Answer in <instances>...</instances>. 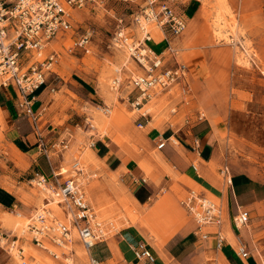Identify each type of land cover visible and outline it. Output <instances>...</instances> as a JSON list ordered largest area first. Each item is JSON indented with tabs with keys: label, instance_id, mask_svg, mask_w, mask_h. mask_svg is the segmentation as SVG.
Listing matches in <instances>:
<instances>
[{
	"label": "rangeland",
	"instance_id": "obj_1",
	"mask_svg": "<svg viewBox=\"0 0 264 264\" xmlns=\"http://www.w3.org/2000/svg\"><path fill=\"white\" fill-rule=\"evenodd\" d=\"M176 6L185 15L187 28L173 43L175 55L168 54L167 64L170 62L174 64L177 58L180 63L186 65L189 90L184 92L182 85L177 84L170 91L154 93L150 99L152 102H149L151 111L147 116L153 118L152 126L160 129L166 124L181 126L186 119L191 122L190 124L205 118L210 119L216 135L209 165L218 178L219 169L227 164L232 174L247 172L264 182V0H179ZM134 10L136 8L133 5L107 0L102 6L74 12V28L54 39L47 49V52L55 50L60 54L55 66V71L60 76L54 74L48 79L47 85L50 87L44 108L52 117L45 120L42 125L53 123L58 126L70 116L81 123L75 134L67 132L66 137H63L70 142L69 148L63 150L65 156L62 163L58 162L57 158L62 157L61 152H50L54 165H60L62 168V182L76 174L73 167L75 158L81 160V167L84 169L81 178L97 218L108 224L109 240L115 241L117 232L123 227L140 223L148 224L151 227L150 234L161 240H158V243H163L164 240L158 237L159 234L162 235L161 232L171 234L173 228L177 227L174 226L169 210L164 209L162 213L145 217L142 209L147 206L141 207L134 199V188L141 181L135 180L131 183L126 176H124L126 180H123L120 171H106L104 163L93 155L88 145L89 137L93 135L96 138L108 136L113 144L120 147L129 145L134 149L139 147L145 150L152 146L144 130L137 127L134 122L136 116L147 111V107L139 111L132 105L134 92L129 81L134 73L124 71L122 77L118 71L116 73V67L121 68L124 64L122 59L129 55L121 48L124 58H120L121 49L113 45V36L118 19L123 18L128 22ZM87 28H91L94 34L93 51L86 54L83 49L75 46V41ZM154 48L161 49L155 46ZM128 67L133 72L139 70L132 60L128 62ZM116 77L122 78V83L118 87L113 84ZM74 80L83 84L80 86L74 83ZM52 88L55 89L54 92L50 91ZM109 94L117 96V99L113 101ZM106 108L113 112L102 110ZM115 111L120 113L122 120L112 118ZM202 114L204 117L200 119ZM102 115L105 116L106 125L100 120ZM129 116L131 118H128ZM92 123L98 127L91 128ZM219 135L222 138H219ZM6 141L5 127L2 126L0 118V186L17 189V182L14 179L21 181L18 189L23 194L21 201L33 209L29 214L25 211L22 213L18 208L0 209V233L9 240L20 237L18 245L24 248L28 264H33L32 253L50 257L57 264H68L67 258L72 260V264H91L90 257L82 261L77 254V249H86L78 239L77 232L73 233V242L67 247L49 246L56 252L58 258H54L30 241L31 235L26 225L38 210L43 208L51 210L55 216L63 220H66L67 214L58 204L49 203L51 197L32 181L36 174L32 168L27 169L29 163L24 155ZM172 141L178 144L176 139L173 138ZM21 145L18 144L20 147ZM150 152L154 159L158 160L159 150L154 148ZM139 164L144 176L159 184L160 179L154 172L156 170L154 165L147 163L148 167L142 160ZM181 180L187 186L201 190V187L189 177L182 176ZM176 191L179 197L185 193L181 187H177ZM208 195L219 202L220 199L217 197L209 193ZM46 197L50 199L45 200ZM164 200L161 198L160 202ZM47 202L50 206L44 204ZM249 210L250 220L241 231L235 227L233 218L232 223L236 235L247 247L249 256H255L259 264H264V210L260 206ZM181 212L184 214L182 209ZM17 213H22L23 216ZM9 214L23 219L16 231L5 224L7 223L5 218ZM23 228L25 232L20 231ZM231 229L229 221L226 225L228 231L224 232L225 238L229 237L227 236L229 233L226 232L232 231ZM228 239L232 242L230 237ZM238 244H234L236 250ZM6 246L0 242V264H17L18 258L12 256ZM158 248L163 249L161 245ZM203 248L206 254L200 264L221 262L216 250L208 242Z\"/></svg>",
	"mask_w": 264,
	"mask_h": 264
},
{
	"label": "crops",
	"instance_id": "obj_2",
	"mask_svg": "<svg viewBox=\"0 0 264 264\" xmlns=\"http://www.w3.org/2000/svg\"><path fill=\"white\" fill-rule=\"evenodd\" d=\"M179 12L182 13L181 11ZM182 15L185 17L183 13ZM63 35L65 34H60L57 36V39ZM152 35L154 38L152 46L161 48L157 51L166 49L168 43H171L172 45L176 38H178L171 36L169 33L164 34L156 27L152 29ZM80 36L81 34H79L76 40L79 39ZM166 38L169 40H166ZM92 51L93 40L91 42L90 52L88 53H92ZM85 53L87 54V52ZM175 60L179 62L177 58H175ZM168 61L169 57L167 62ZM176 61L174 64L171 62V64L168 63L167 66H175ZM124 64L120 69H116V72L118 71L121 77L124 74V71L131 70L129 71L130 73L140 72V70L133 72L132 69L128 67V63ZM55 66L53 72L48 75V79L54 74L60 76V74L55 71ZM121 77L119 78L122 83ZM187 81L189 80L187 79ZM74 83L80 86L83 84L77 80H74ZM129 84H131V80L129 81ZM49 87L50 86L46 83V85L38 90L37 102L34 107L39 114L38 124L43 136V141L49 150L48 156L42 154L39 150L38 135L35 127L29 118L18 109L17 93L13 87H0V118L2 119V126L5 127L6 143L14 145L24 155L27 163H29L27 169L32 168L35 174L40 173L52 178L53 174L62 170V168L60 165H54L51 152H61L62 157L59 156L61 158H57L58 162L62 163L63 157L65 156L63 150L69 148L70 142L66 141L67 139L63 137H66L67 132L75 134L81 123L73 118V116H70L69 118L64 119L63 124L58 126L53 123L46 126L44 125L45 127L42 125L45 120L52 117V115L47 112L48 110L44 108V101L48 98ZM52 89H50V91ZM132 92H134L133 102H135L139 96V91L135 90L133 87ZM128 98L131 102V97H129V95ZM149 102L150 99L147 100V102L143 101V104ZM143 106L144 105H141L139 107ZM106 109L112 112L111 109ZM173 112H176V110H173ZM148 113L149 112H144L136 116L134 122L137 127L141 128L142 126L148 140L152 144L150 148L144 150L138 147L137 149H134L129 145L120 147L117 144H113L108 136L105 138H96L93 137V135L89 137L90 143L88 145L91 150L93 149L92 151L97 155L96 157L104 163V169L106 171H120L123 180L124 176H126L131 183L135 180L141 181L140 184L134 188V199L141 207L147 206L142 209L145 217H149V215L153 216L160 212L162 213V211L166 209L169 210L168 213L172 215L174 226L179 228L176 227L177 229L175 228V230L173 228V234H164V232H161L162 235L159 234L158 237L164 240V242L158 243L159 239L150 234L151 227L148 226V224H130L117 232L115 241L107 238L103 241L97 242L92 248L88 249L90 252L91 264H94L95 262L96 264H200L204 261V255L206 254L203 248L206 242L216 250L220 260L226 261L227 264H259L255 256L242 258L238 254L234 244L229 241L228 237H226L219 246L216 236L213 233L216 230L214 227L205 228L204 231L208 232L209 236L207 239L202 238L198 231L197 224L182 206L181 202L191 190H195L208 197V193L217 197L220 199L219 204L224 213V223L221 227L223 235L227 222L229 221L232 226V232L237 234L232 223V218L237 213L238 209L249 210V208H257L260 206L264 210V182L258 180V178L247 172L232 174L230 167L227 164H224L219 169L218 173L220 178H218L209 165L214 152L213 147L216 135L210 119L205 118L204 120L197 121L193 124H190L191 122L186 119L181 126L175 127L172 124H166L163 129H160L156 126H149V124L152 123L153 118L150 119L149 116H147ZM67 115L69 116V113ZM214 123L216 124L217 120H215ZM91 125L90 127L94 128ZM173 138L176 139L178 144H175L172 141ZM162 141L165 142V146L160 149L158 145ZM92 142H95L94 146L90 145ZM18 144L24 146L22 147L21 145V148ZM58 146L61 147L58 149ZM154 148H157L160 152L158 160H155L150 152ZM141 160L154 165L156 169L154 172L158 174V179H160L159 184L144 176V172L141 170L139 164ZM76 161H79L81 164L80 159H75L74 163ZM225 166L229 167L232 176L231 184L227 182L226 175L223 172ZM77 174L78 173L73 176H78L82 179L81 177L83 174ZM182 176L190 177L196 185L201 187V190H196L187 186L181 180ZM59 179L62 180V177L60 176ZM14 180L17 182V189L0 186V209L18 208L22 213L27 212V214H29L33 208L28 207L21 201L23 194L18 190L21 181L18 179ZM177 187H181L185 190V193H181L182 196L180 197L178 191H176ZM161 198L165 200L160 202ZM46 199L50 198L46 197L45 200ZM48 204L49 203L47 202L46 205ZM91 206L93 207L92 203ZM181 209L185 215L181 212ZM183 217H187L188 220L186 218H184L186 219L184 220ZM181 220L183 221L181 222ZM161 229L162 228H160V230ZM241 229L238 230L241 231ZM168 231L170 232L171 229L168 228ZM141 244H144L152 251L155 257L154 261L137 258L135 250ZM46 245L48 248L49 246H54L49 240L46 242ZM159 245H161L163 249H159ZM43 250H46L52 255L47 249ZM49 250L51 249L49 248ZM53 257L58 258L55 256Z\"/></svg>",
	"mask_w": 264,
	"mask_h": 264
},
{
	"label": "built area",
	"instance_id": "obj_3",
	"mask_svg": "<svg viewBox=\"0 0 264 264\" xmlns=\"http://www.w3.org/2000/svg\"><path fill=\"white\" fill-rule=\"evenodd\" d=\"M107 0H0V87H13L17 93V107L26 115L36 129L38 147L42 154L49 155L47 145L43 141L39 128V114L35 110L37 92L48 80L58 63L60 54L54 50L47 52L49 44L60 34H66L74 28L73 14L76 10L96 8ZM133 5L136 10L125 22L118 19V26L113 36V45L123 48L138 66L140 72L131 76V84L139 91L133 103L139 107L143 101L151 99L156 92L170 91L175 85L181 84L184 92H188L187 67L176 61L173 67L167 66L168 54L175 55L171 43L166 49L157 51L152 43V28L156 27L164 34L180 36L187 27L185 17L176 7L179 0H117ZM94 32L91 28L84 29L75 41L77 48L90 52ZM166 40H169L166 38ZM114 86L121 85V79L113 80ZM55 90L54 88L52 89ZM109 112L108 109H105ZM204 115L200 116L203 119ZM95 145V142L90 144ZM165 146L162 141L158 147ZM59 149V148H58ZM78 174L84 169L79 161L73 164ZM229 184L232 176L228 166L223 170ZM62 170L53 174L52 178L36 173L32 180L47 193L51 199L67 214L66 220L59 219L48 209L38 210L28 223L31 241L39 248L47 249L53 256L56 252L49 250V240L56 247H67L73 241V233L77 232L85 248H92L97 242L108 238V224L99 220L88 199L85 183L78 176H72L63 182L59 179ZM182 206L197 224L202 238L207 239L208 232L204 229L214 227L213 232L219 246L225 240L222 233L224 213L219 202L195 190L182 200ZM250 220V211L238 209L233 216L236 228L241 229ZM19 238L9 240L0 233V242L7 245L6 249L18 258L17 264H28L25 250L18 245ZM237 252L242 258H248L247 247L239 237ZM135 254L139 259L154 261L152 251L141 244ZM96 264V262L94 263Z\"/></svg>",
	"mask_w": 264,
	"mask_h": 264
},
{
	"label": "bare ground",
	"instance_id": "obj_4",
	"mask_svg": "<svg viewBox=\"0 0 264 264\" xmlns=\"http://www.w3.org/2000/svg\"><path fill=\"white\" fill-rule=\"evenodd\" d=\"M155 35V34H154ZM173 45V44H172ZM246 48V47H245ZM244 48V49H245ZM121 49V48H120ZM123 51H122V49L120 50V53H121V56L122 57H120V58H124V56H123V53H122ZM119 53V52H118ZM245 53V52H244ZM120 55V54H119ZM246 55V54H245ZM127 57V56H126ZM125 57V59H122V60H124L123 62L124 63H128L129 61H130V59H129V57H127L126 58ZM121 61V60H120ZM119 61V63H121ZM121 65V64H120ZM125 65V64H124ZM122 67H123V64H122ZM114 69V68H113ZM116 69L118 70V69H120V67H116ZM115 70V69H114ZM129 71H131V70H129ZM127 72V71H126ZM117 73V72H116ZM110 95V98L111 99H113V101H114V99H117V96H113L112 94H109ZM115 95V94H114ZM147 102V101H146ZM152 102V101H151ZM150 102V103H151ZM142 105H144L143 107H136V110H139V111H141V110H143L145 107H147V111L145 112V113H147V112H150L151 111V106H149V103H144V104H142ZM118 106V105H117ZM120 108V107H119ZM103 111L105 110V109H102ZM112 112H113V110H111ZM138 111V112H139ZM125 112V111H124ZM96 115V114H95ZM98 115V114H97ZM105 115V114H104ZM133 115V114H132ZM100 116V115H99ZM105 118V116L103 117V115L101 116V121H102V123H107V121H106V119H104ZM112 118L113 119H120V120H122V118H121V116H120V113L118 112V111H115L114 113H113V116H112ZM128 118H131V116H129ZM111 119V118H110ZM95 121V120H94ZM93 121V122H94ZM98 122V121H97ZM96 123V122H95ZM95 123H92V127H96L97 126V124H95ZM101 124V123H100ZM106 125V124H105ZM111 125V124H110ZM136 125V124H135ZM152 125H154V124H152V123H150L149 124V126H152ZM112 126V125H111ZM98 127V126H97ZM141 128H142V126H141ZM102 132V131H101ZM103 132H104V130H103ZM221 134V133H220ZM106 135V134H105ZM220 136V135H219ZM73 137V136H72ZM219 138H222L221 136L219 137ZM74 139V138H73ZM81 139V138H80ZM225 139V138H224ZM69 140H70V138H69ZM123 140V139H122ZM67 141V140H66ZM69 142V141H68ZM77 142H79V141H77ZM224 142V141H223ZM124 143V142H123ZM79 144V143H78ZM122 144V143H121ZM75 147V146H74ZM79 147V146H78ZM123 147V146H122ZM82 148V147H81ZM85 148V147H84ZM93 150V149H92ZM88 152V151H87ZM93 152V151H92ZM85 154V153H84ZM84 154H82V155H84ZM89 154V153H88ZM158 154V153H157ZM160 154V153H159ZM76 155V154H75ZM75 155H73V156H75ZM78 155V154H77ZM93 155H96V154H93ZM86 156V155H85ZM92 156V155H91ZM97 156V155H96ZM52 157V156H51ZM77 157V156H76ZM83 158H84V156H83ZM90 158V157H89ZM97 158V157H96ZM76 159V158H75ZM82 159V158H81ZM86 160H87V158H86ZM91 160H93V158L91 159ZM97 160V159H96ZM145 160V159H144ZM143 160V161H144ZM100 161V160H99ZM85 162V161H84ZM83 162V163H84ZM145 162V161H144ZM70 163V162H69ZM90 163V162H89ZM92 163V162H91ZM160 163V162H159ZM95 164V163H94ZM93 164V165H94ZM168 164V163H167ZM86 165V164H85ZM97 165H99V163L97 164ZM146 165H147V161H146ZM89 166V165H88ZM148 166V165H147ZM83 167V166H82ZM87 167V166H86ZM146 167V166H145ZM149 167V166H148ZM163 167V166H162ZM166 167V166H165ZM171 167V166H170ZM87 168H89V167H87ZM87 168H85V170L87 169ZM100 168V167H99ZM147 168V167H146ZM198 168V167H197ZM92 169V168H91ZM90 169V170H91ZM101 170V169H100ZM174 170V169H173ZM88 171V170H87ZM102 171V170H101ZM145 171V170H144ZM148 171V170H147ZM149 171H150V168H149ZM170 173V172H169ZM198 173V172H197ZM116 174V173H115ZM172 175V174H171ZM161 176V175H160ZM187 177V176H186ZM190 178V177H189ZM185 180V179H184ZM187 180H189V179H187ZM187 182V181H186ZM13 188V187H12ZM43 191V190H42ZM44 192V191H43ZM45 193V192H44ZM40 201V200H39ZM36 202H37V200H36ZM49 203L50 204H57V200H53V199H51L50 201H49ZM45 205H46V203H44ZM50 204H49V206H50ZM17 215H19V216H23V214L22 213H17ZM185 218V217H184ZM183 218V219H184ZM22 217L21 218H17V217H14V215H12V214H9L6 218H5V221L7 222V223H5V224H7L8 226L7 227H10V228H12V229H14L15 231L21 226V224H22ZM184 220H186V219H184ZM183 220H181V222H182ZM127 222V221H126ZM180 222V223H181ZM27 227H28V224L26 225ZM180 226H182V225H180ZM184 226V225H183ZM6 227V226H5ZM10 228H8V229H10ZM177 228H179V227H177ZM176 228V229H177ZM181 228V227H180ZM183 228V227H182ZM175 230V229H174ZM173 230V231H174ZM184 230V229H183ZM224 230V229H223ZM226 230V229H225ZM20 231H22V232H25L26 230L23 228L22 230H20ZM177 231V230H176ZM175 231V232H176ZM226 231H228V230H226ZM171 232V231H170ZM227 233V232H226ZM229 234H228V236L232 239V242L235 244H238L237 242V240L239 239V237L236 235V234H234L232 231H229L228 232ZM27 234V233H26ZM170 234V233H169ZM171 234H173V232L171 233ZM172 236V235H171ZM170 236V237H171ZM165 237H168V236H165ZM164 237V238H165ZM228 237V238H229ZM77 240V239H76ZM167 240V239H166ZM230 241V240H229ZM231 242V243H232ZM220 250V249H219ZM64 254V253H63ZM77 254H78V256L80 257V259L82 260V261H86V258L88 259L89 257H90V252H89V250L86 248L85 250L84 249H77ZM66 256V255H65ZM32 258H33V264H57V262L56 261H54L53 259H51L50 257H46V256H40L39 254H37V253H32ZM63 258V257H62ZM220 258V257H219ZM66 259V258H65ZM74 259H76V258H74ZM67 260H68V264H72V260L70 259V258H67ZM75 261V260H74ZM246 261V260H245ZM98 262H99V260H98ZM75 264V263H74ZM77 264V263H76ZM218 264V263H217ZM219 264H227L226 263V261H224V260H222L221 262H219Z\"/></svg>",
	"mask_w": 264,
	"mask_h": 264
}]
</instances>
